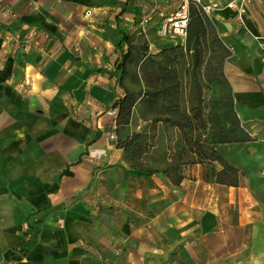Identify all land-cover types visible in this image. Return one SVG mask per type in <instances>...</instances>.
<instances>
[{"label": "crops", "instance_id": "crops-1", "mask_svg": "<svg viewBox=\"0 0 264 264\" xmlns=\"http://www.w3.org/2000/svg\"><path fill=\"white\" fill-rule=\"evenodd\" d=\"M201 3L252 138L225 148L235 182L217 162L137 177L111 138L122 5L173 2L0 0V264H264V0Z\"/></svg>", "mask_w": 264, "mask_h": 264}, {"label": "trees", "instance_id": "trees-1", "mask_svg": "<svg viewBox=\"0 0 264 264\" xmlns=\"http://www.w3.org/2000/svg\"><path fill=\"white\" fill-rule=\"evenodd\" d=\"M131 10L133 9L126 4L122 5L121 12ZM211 23L217 24V21L205 14L199 4L190 3L189 22L183 44L177 42L175 46L168 45L164 49L160 48L155 55L154 53L146 55V53H141L139 49L134 50L130 36L125 31H118L120 38L115 44L120 49L121 55L115 63L114 72L109 74L116 79L123 90V96L113 104L114 108L117 109L114 132L116 146L123 150L130 174L141 177L162 172L173 183L177 184L182 179V166L217 162L222 167L217 179L228 182L236 181L238 169L228 162L225 158L226 154L220 146L235 143L243 144L252 138L238 120L235 106L229 127L226 126L227 121L208 127L210 120L204 115L201 83L205 78L209 79L202 70H205L208 65L205 62L210 34L207 24L210 26ZM124 45H127L125 50L123 49ZM178 50L180 51L178 52ZM185 52H193L194 69L192 74L197 95L196 104L189 109L182 108L178 102L180 77L176 66L179 64V60L183 59ZM133 60L138 65V73L132 75L136 90L129 88L127 83L130 80L129 64ZM187 72L186 70L185 74ZM212 77H214L212 82L217 81L224 84L229 95L228 98L233 103V96L223 72L222 62L218 63ZM134 110L137 111V117L143 122L149 123L151 128L162 124L164 129L177 130L174 153L169 155L170 161L165 163L161 169L134 167L135 164L130 159L133 154L148 151L145 132L143 130L134 131L131 128L132 121L137 118L134 117ZM143 129L146 130L145 125ZM138 140L144 141L145 146L143 148L145 149H134ZM176 155H178V159L173 162V157Z\"/></svg>", "mask_w": 264, "mask_h": 264}, {"label": "rangeland", "instance_id": "rangeland-1", "mask_svg": "<svg viewBox=\"0 0 264 264\" xmlns=\"http://www.w3.org/2000/svg\"><path fill=\"white\" fill-rule=\"evenodd\" d=\"M137 1L139 4H142L143 1L144 5H147V7H149V5L147 4L149 3V0ZM131 8L133 9L131 10V17L133 22L129 20L130 15L127 19H120L123 26L120 31H125L130 36V40L132 42L134 50L139 49L141 53H146V55H152V53H154L155 55V53H158L160 48L164 49L168 45H176V42L174 40H171L169 38H161L157 35L156 30L160 23V19L157 16H152L147 23H144L135 29V26H133L132 24H137L138 22H140V12L138 11L140 7L138 8V5H133L131 6ZM145 12H147V10ZM207 27L210 34L208 36L209 49L208 52H206L205 62L208 63V65L206 66L205 70L202 71L203 73L207 74V77L210 80L205 78V80L201 83L204 115L208 120H210L208 127L217 123L219 124L222 121H227L226 126L229 127V122L233 119L234 115V104L228 98L229 95L224 84H220L217 81H211L214 78L212 76L214 75L215 68L218 66V63L222 62L224 64L225 60L228 59V49L220 36V27L216 23H211L210 26L207 24ZM123 49H127V45H124ZM179 51L180 50H178V52ZM183 55V59H180L179 64L176 66L180 77L178 102L182 108L189 109L197 102L196 89L194 85L195 82L192 74L194 69V57L193 52H185L183 53ZM224 55L227 56L225 57ZM118 56L120 55L118 54ZM137 67L138 65L135 60L130 62V80L127 82L129 88L135 90L137 88L133 84L134 79L132 75L134 76L135 73H138ZM186 70L188 72L185 74ZM121 93H123V90ZM134 113V117H137L138 114L136 110H134ZM134 120L135 121H132L131 128L134 131L143 130V132H145V135L147 136L146 149L148 150L146 153L140 152L139 154L132 155L130 159L134 162V167L161 169V167L165 165V163L170 161L169 155H173L174 153V142L177 130L164 129L162 124H158L155 128H151V125L149 123L147 124L146 122H143L138 117ZM144 125L146 126V130L143 129ZM227 145L228 144H224L223 146H220L225 153V148L227 147ZM144 146V141L138 140L134 149H145L143 148ZM232 155V153L228 154L229 157H232ZM177 156L178 155L173 157V162L178 159Z\"/></svg>", "mask_w": 264, "mask_h": 264}, {"label": "built area", "instance_id": "built-area-1", "mask_svg": "<svg viewBox=\"0 0 264 264\" xmlns=\"http://www.w3.org/2000/svg\"><path fill=\"white\" fill-rule=\"evenodd\" d=\"M158 0H153V4ZM173 2V6L170 10L159 12L160 23L156 30L157 35L161 38H169L174 40L176 43L180 42L183 44L187 26L189 22V5L190 3L199 4L204 13H209L212 7L210 5H202L201 0H167ZM215 5V4H214ZM157 6L154 5L149 12H147L141 19L140 25L147 23L150 20L151 14L156 10ZM89 10L86 14H89ZM139 25V26H140ZM229 52L232 49L229 47ZM111 138H116L113 134Z\"/></svg>", "mask_w": 264, "mask_h": 264}]
</instances>
